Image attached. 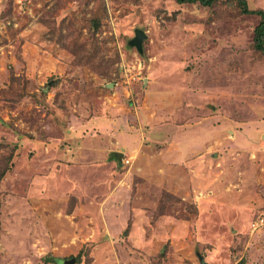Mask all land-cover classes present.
<instances>
[{
  "label": "rangeland",
  "instance_id": "1",
  "mask_svg": "<svg viewBox=\"0 0 264 264\" xmlns=\"http://www.w3.org/2000/svg\"><path fill=\"white\" fill-rule=\"evenodd\" d=\"M258 21L224 1L0 0V264H264ZM102 120L143 140L108 146Z\"/></svg>",
  "mask_w": 264,
  "mask_h": 264
},
{
  "label": "trees",
  "instance_id": "2",
  "mask_svg": "<svg viewBox=\"0 0 264 264\" xmlns=\"http://www.w3.org/2000/svg\"><path fill=\"white\" fill-rule=\"evenodd\" d=\"M177 4H197L201 7L212 8L218 2H231L234 3L240 14L246 16H256L259 18L258 24L254 29V49L264 56V12L261 9L252 10L249 9L246 0H173ZM3 175V174H2ZM60 261V260H59ZM74 263L73 260L70 261H60L59 264Z\"/></svg>",
  "mask_w": 264,
  "mask_h": 264
},
{
  "label": "crops",
  "instance_id": "3",
  "mask_svg": "<svg viewBox=\"0 0 264 264\" xmlns=\"http://www.w3.org/2000/svg\"><path fill=\"white\" fill-rule=\"evenodd\" d=\"M97 124L100 130H104L105 133L109 132L108 134L110 135L109 137H107L109 139L108 146L110 145L112 146L113 144V145H116L117 147L123 146L122 149L124 150L126 149L130 150L132 148H135V144L138 143V138H140V140H143V136L140 137L138 135V130H134V129L132 130L133 127L127 126V128L120 127V129L118 128L119 130H117V128L110 130V127H109L110 123H107V121L102 120V121H99ZM105 124H107V129L105 127Z\"/></svg>",
  "mask_w": 264,
  "mask_h": 264
},
{
  "label": "water",
  "instance_id": "4",
  "mask_svg": "<svg viewBox=\"0 0 264 264\" xmlns=\"http://www.w3.org/2000/svg\"><path fill=\"white\" fill-rule=\"evenodd\" d=\"M145 39L144 32L136 29L135 30V36L131 41V45L135 47L139 52L142 51V41ZM117 161L121 158L122 154L121 153H115ZM199 264H205L204 260L202 257H199Z\"/></svg>",
  "mask_w": 264,
  "mask_h": 264
},
{
  "label": "built area",
  "instance_id": "5",
  "mask_svg": "<svg viewBox=\"0 0 264 264\" xmlns=\"http://www.w3.org/2000/svg\"><path fill=\"white\" fill-rule=\"evenodd\" d=\"M125 163H128L127 161H125Z\"/></svg>",
  "mask_w": 264,
  "mask_h": 264
}]
</instances>
